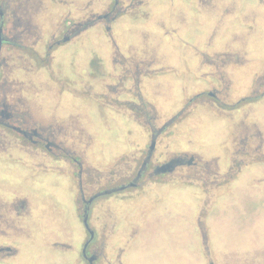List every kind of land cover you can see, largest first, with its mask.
<instances>
[{
	"label": "rangeland",
	"instance_id": "1",
	"mask_svg": "<svg viewBox=\"0 0 264 264\" xmlns=\"http://www.w3.org/2000/svg\"><path fill=\"white\" fill-rule=\"evenodd\" d=\"M159 1H174L178 5L183 2ZM230 2L217 0L221 20L226 17L223 10ZM243 2L242 10L248 12L250 1ZM202 27L204 34L201 33ZM118 28V25L114 27L115 37L112 39L107 38L103 30H91L80 42L62 49L53 65L54 75L46 84L50 88L44 84L49 99H35L38 102L29 104L41 114L55 117L57 120H54L53 126L70 117L76 123V128L85 130L84 136L80 135L81 139L77 135L74 139L73 136L69 138L70 143L74 144L72 149L81 159H85V169L93 176L91 181L89 178L86 180V184L92 182L96 188L114 179L119 180L121 174L125 176L131 170L124 165V161L130 159V152L123 162H118V167L111 169L106 166L125 152L129 141L134 145V153L149 144L148 128L134 123L128 116L130 110L150 109H145L135 96L122 93L117 99L121 88L115 90L104 73L113 46L123 47L124 41ZM190 28L169 39L165 46L164 42H158L159 49L165 47L172 54L175 53L172 64L179 70L169 77L173 81V88L167 89L162 103L160 99L154 101L150 93H144L146 98L143 102L156 104L154 110L160 113L153 120L157 129L162 127L170 114L186 109L182 95V84H186V62L187 65L193 63L200 53L208 51V26L200 24L201 29L194 35L193 28ZM232 29L231 24L227 25L224 36H229ZM260 32L264 37V18ZM98 58L103 59L105 65L100 64ZM261 65L264 67V63ZM260 71L259 65L252 64L245 68V80L237 85L242 91L234 96L236 101L239 94H248L244 86L249 83L251 89L256 90L249 92L253 98L263 95L264 86L260 84L264 83V73L254 78ZM107 95H115L116 103H131L116 106L114 102L106 100ZM61 98L64 104L55 102ZM259 100L247 107L249 129L245 132L243 127L238 137L250 136V148L244 151L240 146H234L232 153L236 163L233 166L213 167L209 171L180 168L167 178L154 179H171L167 183H152L144 189L141 187L139 192H142L132 198L113 196L100 201L106 212L109 210L118 214L115 245L109 242L107 247L109 264H216V259L224 258L220 255L222 253H244L231 256L229 260H232V264H264V95ZM195 110L197 113L179 116V124L172 126L167 133H173L172 139L177 141L180 139L178 134L184 132V139L197 145L195 149L227 156L232 148V123L227 117L218 116L213 111L204 113L201 109ZM163 141L161 139L159 142L160 150L165 143ZM172 143L171 150H174ZM260 143L263 145L261 148ZM46 154L44 152L43 162L38 163L44 168L38 170L30 163L28 166L25 164L24 155L21 162L16 156L0 160V183L4 182L9 187L7 191L24 194L33 200L37 197L39 202L37 217L28 234L29 241L24 240L19 244L22 249L20 256L7 264H78L82 260L86 231L77 211L81 194L80 179L65 162L56 161L62 155L66 156L64 152H59L58 156L52 155L53 158ZM104 218L107 216L104 215ZM57 244L69 245L71 249ZM120 254L121 258L116 263Z\"/></svg>",
	"mask_w": 264,
	"mask_h": 264
},
{
	"label": "flooded vegetation",
	"instance_id": "2",
	"mask_svg": "<svg viewBox=\"0 0 264 264\" xmlns=\"http://www.w3.org/2000/svg\"><path fill=\"white\" fill-rule=\"evenodd\" d=\"M248 1V12L242 10L243 0H231L223 10L227 19L231 20L227 25L233 26L226 37L227 25L219 20L217 0H183L179 5L174 1L161 3L159 0H0V160L16 156L21 162L24 155L25 164L28 166L30 163L38 170L44 168L38 164L39 161L43 162L44 152L47 156H58L59 152L66 154L56 161L65 162L80 179L81 194L77 211L86 231L82 260L78 264H109L107 247L109 242L115 245L119 222L117 218L113 221L111 211L106 212L101 207L102 199L113 196L132 198L142 192H139L141 187L144 189L152 183H167L171 179H154L167 178L180 168L209 171L213 167L233 166L236 163L232 153L234 146L238 145L244 151L250 148V136L238 137L243 127L245 132L249 129L247 107L260 102L264 93L253 98L250 93L256 90L251 89L249 83L244 89L250 93L239 94L237 101L234 96L242 91L238 86L245 80V68L252 65L248 56L262 55L264 50V37L258 33L255 25L262 22L264 0ZM199 19L210 29L205 30L208 35L210 33L206 46L208 51L200 53L195 62L188 65L186 62V84H182V95L183 104L187 107L177 114H170L162 127L157 129L153 120L160 113L154 110L156 104L143 102L146 98L144 93H150L154 101L160 99L162 103L167 89L173 87L169 77L179 70L166 64V59L173 63L175 53L172 54L165 47L159 49V43L164 42L165 46L169 39L185 33L190 27L193 28V35L198 34L202 25ZM116 25L124 41L123 47L113 46L107 65L101 58L98 61L106 66L104 73L112 81L109 84L115 86V90L121 88L117 99L122 93L135 96L145 109H150L130 110L128 116L134 123L148 128L149 144L134 153V145L129 141L125 152L106 166L111 169L118 167V162H123L130 152V159L124 161V165L131 170L125 176L121 174L119 180L114 179L96 188L92 182L88 183L91 186L86 184V180L89 178L91 181L93 176L85 169V159H81L72 149L74 144L70 143L69 138L73 136L74 139L77 135L81 139L80 135L84 136L85 130L76 128V123L70 117L53 126L54 120H57L55 117H47L29 107V104L38 102L35 99H49L44 88L54 75L53 65L62 49L80 42L91 30H103L102 33L112 39ZM203 31L202 27L201 33ZM263 73L264 69L254 78ZM260 85L264 86V83ZM116 98L115 95L106 96V100L114 102L116 106L131 103H116ZM55 102H62V98ZM195 108L204 113L213 111L218 116L227 117L232 123V148L227 156L195 149L197 145L185 140L184 132L178 134L180 139L177 141L172 139L173 133H167L172 126L179 124V116H188L196 112ZM162 135L165 137L162 138ZM161 139L165 143L160 150ZM170 143L175 146L174 150H171ZM259 146L261 148L262 143ZM18 154L20 157H17ZM168 165L170 170L160 172ZM7 188L4 182L0 183V264L10 263L20 256L22 249L19 244L24 240L29 241L28 234L39 210L37 197L33 200L24 194L9 192ZM87 192H90L89 195ZM57 246L71 249L66 244ZM120 258L121 254L116 263Z\"/></svg>",
	"mask_w": 264,
	"mask_h": 264
},
{
	"label": "crops",
	"instance_id": "3",
	"mask_svg": "<svg viewBox=\"0 0 264 264\" xmlns=\"http://www.w3.org/2000/svg\"><path fill=\"white\" fill-rule=\"evenodd\" d=\"M229 5V4H228ZM227 5V6H228ZM261 16L263 17L264 16V11L263 12H261ZM264 18V17H263ZM249 19H251V17L249 16ZM220 21H221V23H225V25H227L228 24V22H230L231 20H229V18L227 19L226 17L223 19V20H221V19H219ZM256 29H257V31H258V33H261L260 31H262V22H256ZM227 28V27H226ZM221 32H223V30L221 29ZM263 53H262V55H249L248 56V58H249V63L251 62L252 64H256V63H258L259 64V67L261 68V70L262 69H264V67H263V65H261L262 63H264V50L262 51ZM169 57V56H168ZM167 61V63L166 64H168V65H173L172 64V62L169 60L168 61V59H166ZM170 88H173V87H171L170 86ZM112 213H113V211H111ZM114 212H116V211H114ZM117 212L116 213H113L112 214V216L114 217V218H112V219H116L117 218ZM218 252H221L222 253V251L221 250H219ZM241 254H244V253H241ZM241 254H236V253H230V254H228V255H224L223 253L222 254H220V255H222V256H224V258H220V260H218V259H216V264H232L231 263V261L229 260V258H231V256H241Z\"/></svg>",
	"mask_w": 264,
	"mask_h": 264
},
{
	"label": "water",
	"instance_id": "4",
	"mask_svg": "<svg viewBox=\"0 0 264 264\" xmlns=\"http://www.w3.org/2000/svg\"><path fill=\"white\" fill-rule=\"evenodd\" d=\"M168 170H170V166L169 165L167 167H165V168H161L160 172H167ZM92 236H93V233H92Z\"/></svg>",
	"mask_w": 264,
	"mask_h": 264
}]
</instances>
